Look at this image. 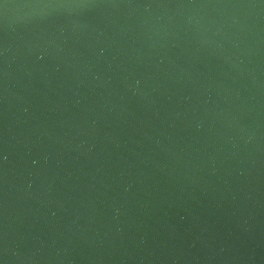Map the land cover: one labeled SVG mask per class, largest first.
<instances>
[{"label": "water", "instance_id": "95a60500", "mask_svg": "<svg viewBox=\"0 0 264 264\" xmlns=\"http://www.w3.org/2000/svg\"><path fill=\"white\" fill-rule=\"evenodd\" d=\"M0 264H264V0H0Z\"/></svg>", "mask_w": 264, "mask_h": 264}]
</instances>
